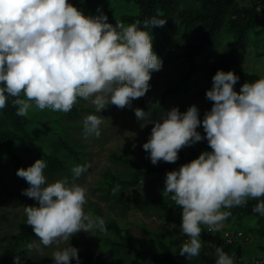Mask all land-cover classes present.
<instances>
[{
    "label": "clouds",
    "instance_id": "obj_1",
    "mask_svg": "<svg viewBox=\"0 0 264 264\" xmlns=\"http://www.w3.org/2000/svg\"><path fill=\"white\" fill-rule=\"evenodd\" d=\"M87 16L69 0H0V109L9 97L16 115L29 110L70 112L79 99L101 113L109 104L131 107L150 90L152 73L160 71L162 59L153 49L152 35L140 21L125 25L108 22L100 9ZM166 20L144 21V28L162 27ZM239 77L217 70L206 98L212 107L200 119L193 104L185 112L178 107L161 111L134 109L141 128L152 124L143 144L153 165L175 163L181 149L207 140L203 151L177 170L166 173L163 194L182 209L179 230L187 237L179 255L192 259L203 247L201 235L219 232L230 215L225 209L246 206L257 200L253 211L264 216V76L245 82L237 92ZM103 116L87 115L84 138L101 135ZM202 125L204 135L197 129ZM44 159L17 170L29 187L22 194L38 202L25 206L26 224L39 243L27 245L29 253L56 246L54 264H79V249L70 243L81 231L106 233V221L85 211L88 189L75 181L91 167L76 165L67 177L48 182ZM61 244L68 245L61 248ZM214 247L215 264H235L233 256ZM20 264V257H14Z\"/></svg>",
    "mask_w": 264,
    "mask_h": 264
},
{
    "label": "trees",
    "instance_id": "obj_2",
    "mask_svg": "<svg viewBox=\"0 0 264 264\" xmlns=\"http://www.w3.org/2000/svg\"><path fill=\"white\" fill-rule=\"evenodd\" d=\"M107 1L108 5L105 4ZM77 8L87 16L98 15L97 9H100L113 25L116 22L129 25L140 21V28L152 35L153 49L158 56L169 36L167 33L171 31L170 38L174 41L171 56L173 62H176L173 68L177 75L156 93H146L144 97L139 98L136 107L141 109L160 108L170 99L177 98L197 85L196 80L204 64V54L221 34L227 35L229 39L219 59L208 66L207 77L210 80L217 70L227 72L238 64L249 40L264 31L256 30L257 24L264 22V0H254L250 4H240L237 0H84ZM153 18L166 20V23L162 27L153 26L145 29L144 21ZM171 27H174L173 31ZM261 54L264 55V44ZM240 77L242 84L235 88L237 92L245 82L252 83L261 76L256 72L241 71ZM211 87L212 84L204 91L210 90ZM13 99L9 97L7 106L0 109V172L7 170L17 175L18 169H26L41 158L46 161L44 173L48 177H55L66 168L65 160L56 152L46 149L30 132L29 126L34 121L55 135L58 147L80 159L81 151L69 142L62 121L75 120L88 108L76 103L68 113L48 109L47 116L41 118L33 116L30 109L27 117H19L16 115V107L12 104ZM179 110L186 111L181 108ZM197 131L204 135L202 125ZM203 151H211L206 139L181 149L179 159L175 163L160 161L156 165L143 163L128 153L120 154L114 151L111 153V159L124 165L129 172L127 175H120L112 169L104 170L102 175L106 178L105 195L113 208L126 212L127 201L123 198L124 194L143 184L148 187L147 193L131 198L133 204L145 210L154 209L158 216L181 224L182 209L170 199V196L163 194L166 173L177 170L182 164L197 158ZM256 203L257 200L250 199L246 206L225 209L230 212L224 221L225 225L228 228L243 229L249 234H251L249 231L253 230H261L264 234V216L253 211ZM93 213L106 221V233L109 235L102 241V246L114 252L111 264H215L213 246L223 248L226 253L233 256L235 263L242 262L238 260V256L246 240L229 243L219 232L203 230L201 240L210 247L214 255L200 252L198 257L189 260L179 255L181 245L173 239L158 237L160 250L143 249L135 242L131 233L123 231L118 221L108 219L95 210ZM247 217L253 220L252 225L246 224ZM230 222L235 227L229 226ZM71 245L79 249V264H95L92 251L82 247L78 236L72 237ZM24 251H27V247L5 257L2 264H15V255ZM70 264H77L76 259H72ZM259 264H264V259Z\"/></svg>",
    "mask_w": 264,
    "mask_h": 264
},
{
    "label": "rangeland",
    "instance_id": "obj_3",
    "mask_svg": "<svg viewBox=\"0 0 264 264\" xmlns=\"http://www.w3.org/2000/svg\"><path fill=\"white\" fill-rule=\"evenodd\" d=\"M84 0H69L74 6L78 7ZM240 4H250L254 0H237ZM105 4H109L107 1ZM172 31L174 27L170 28ZM264 22H260L256 26V30H263ZM178 31V29H177ZM170 32L167 33L165 46L160 54L162 59V68L160 71L153 72L150 81V90L147 93L154 94L166 82L172 80L177 75V71L173 68L176 62L172 60L174 50V41L170 38ZM173 37V36H171ZM229 39L227 35L221 34L219 39L212 45L209 51L204 54V64L201 73L197 77V85L189 88L186 92L177 98L170 99L160 108L150 107L143 109L145 111L152 110V120L159 119L161 111L167 112L173 107L188 109L195 104L200 112V119L204 117V113L212 107V102L206 98L207 87L211 86L212 80L207 77L208 66L219 59L222 49ZM264 31L259 36L254 35L245 47L242 57L238 64L233 66V71L239 81L234 86L237 88L242 84L240 77L241 71L256 72L260 76H264ZM132 102L131 107L119 109L109 104L101 113H97L95 107L88 101L78 100L81 104L88 108L83 111L81 116L71 121H62L67 138L72 146H76L81 151L80 159H76L68 151L58 147L55 135L40 126L35 121L29 126L30 132L38 139V141L46 148L59 154L66 162V168L55 177L45 176L48 182H54L67 177L71 182L72 176L70 169L76 165L90 164L91 167L75 182L88 189V202L85 205V211L93 210L102 216L116 220L120 223L123 231L131 233L135 242L143 249L160 250L157 238L161 237L166 240L173 239L178 245H182L187 237L183 236L179 230V223L170 222L169 220L158 216L154 209H141L133 204L131 198L147 193L145 185L141 184L126 192L123 196L127 201L126 212L115 209L111 206V201L106 197V178L102 175L106 169H112L120 175H127L129 169L122 164H118L111 159V153L116 151L120 154H130L143 163H151L149 153L143 150V144L147 142L152 124H147L141 128L143 121L137 120L134 109L136 102ZM94 109L95 111L89 110ZM32 115L36 117H46L48 109L43 111L31 109ZM89 114L103 116V123L100 126L101 135L97 138L90 136L84 138L83 120ZM188 148V147H185ZM29 184L17 175L3 170L0 172V264L3 263L5 257L12 256L16 251L27 247L33 241L39 243L38 238L32 230V227L26 224L25 206H38V202L22 194L23 190L28 188ZM247 225H252L253 220L250 217L246 219ZM224 225L225 222L223 221ZM235 227L232 222L228 224ZM207 230L205 226H202ZM251 237L245 241L241 249L238 260L241 263L235 264H258L264 259V234L261 230L249 231ZM108 233L95 232V235L81 231L76 234L81 240L82 247L90 249L94 255L95 264H111L114 258V252L105 249L102 241ZM71 243V241H70ZM61 244L60 247H67ZM43 251H32L31 253L24 251L16 256L20 257V264H54L50 257L52 252L57 250L56 246L43 247ZM201 252L213 254L210 247L203 244ZM235 254V251H233ZM236 256V255H235ZM16 264V261H15Z\"/></svg>",
    "mask_w": 264,
    "mask_h": 264
},
{
    "label": "built area",
    "instance_id": "obj_4",
    "mask_svg": "<svg viewBox=\"0 0 264 264\" xmlns=\"http://www.w3.org/2000/svg\"><path fill=\"white\" fill-rule=\"evenodd\" d=\"M219 233L229 243H233L237 240H248L251 237V234L243 229L228 228L224 223Z\"/></svg>",
    "mask_w": 264,
    "mask_h": 264
}]
</instances>
